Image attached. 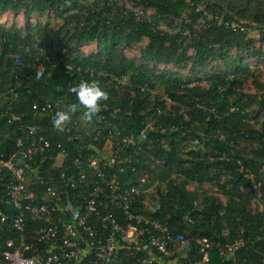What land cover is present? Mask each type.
I'll return each mask as SVG.
<instances>
[{
    "label": "trees",
    "instance_id": "1",
    "mask_svg": "<svg viewBox=\"0 0 264 264\" xmlns=\"http://www.w3.org/2000/svg\"><path fill=\"white\" fill-rule=\"evenodd\" d=\"M130 1L152 13H137L122 0H0V14L25 10L28 17L53 11L59 20L56 28L48 20L44 24L27 20L22 28L0 24V158L13 152L25 126L60 142L73 157L88 155L87 146L100 144L109 129L135 135L154 121L145 129L143 151L136 150L134 160L141 162L133 164L137 173L126 172L133 179L146 172L148 185L153 184L151 192L138 196L136 210L166 222L175 242L190 239L180 264H198L200 255L191 239L203 236L212 242L208 264H264V92L257 96L243 91V83L253 78L245 59L264 57V49L255 47L252 38L258 36L264 44V0L254 5L226 0ZM206 14L212 17L207 19ZM233 18L246 29L218 24V19ZM162 22L176 30L161 29ZM143 40L139 59L124 55L123 45ZM91 42L96 50L86 55L82 47ZM54 46L56 60L48 58ZM214 61L221 67L205 74L206 87L199 75L159 69V65L184 68L188 62L196 73ZM67 64L83 71L69 70ZM124 77V84L118 82ZM157 84L162 95L154 93ZM43 102L51 103L50 111L32 108ZM69 109L73 119L82 117L85 123L70 132L60 131L58 118ZM12 113L19 115L20 125L7 122ZM97 130L99 141L94 140ZM190 139L196 144H189ZM53 155L35 156L44 179L49 170L56 173L50 165ZM172 173L182 179L176 182ZM193 182L214 183L226 196L225 203L189 190L187 185ZM252 196L262 204L258 211L250 208ZM9 235L0 234V242ZM234 238H242L244 245L232 255H220L218 247Z\"/></svg>",
    "mask_w": 264,
    "mask_h": 264
},
{
    "label": "built area",
    "instance_id": "2",
    "mask_svg": "<svg viewBox=\"0 0 264 264\" xmlns=\"http://www.w3.org/2000/svg\"><path fill=\"white\" fill-rule=\"evenodd\" d=\"M211 17L206 14L207 19ZM218 24L246 29L238 18L218 19ZM48 55L56 60L50 51ZM66 67L71 70L75 66ZM75 69L83 71L80 66ZM118 82L124 84L126 78ZM79 98L85 104L86 99ZM51 107L50 102L32 105L39 112ZM10 108L8 104L4 112ZM15 120L20 125L16 113L7 118L8 123ZM79 123L69 109L66 116H59L57 128L70 132ZM145 129L135 135L109 129L100 144L87 146L88 155L70 157L60 142L53 143L37 128H21L13 152L0 158V234H10L0 242V264H167V257L180 264L186 256L182 249L190 239L175 242L166 222L136 210L138 196L151 192L153 184L148 185L146 172L136 179L126 174L137 173L133 164L141 162L134 157L136 150L143 151ZM99 133L97 130L95 141H99ZM191 143L195 145L196 140ZM45 153L54 154L50 165L56 169L55 175L49 170L46 179L35 159ZM143 204L147 207L146 200ZM171 241L174 245H169ZM191 241L200 255L198 264H208L212 242L205 236ZM243 245L242 238H234L218 247L219 254L232 255Z\"/></svg>",
    "mask_w": 264,
    "mask_h": 264
},
{
    "label": "rangeland",
    "instance_id": "3",
    "mask_svg": "<svg viewBox=\"0 0 264 264\" xmlns=\"http://www.w3.org/2000/svg\"><path fill=\"white\" fill-rule=\"evenodd\" d=\"M227 2L229 1H233L236 3H245L248 2L250 5H254L256 3V0H226ZM122 2L124 3V5L128 8H133L137 13H141L142 11L145 12L146 14H151L152 10L151 9H146V10H142L141 6H134V4L130 1V0H122ZM202 7V6H201ZM29 21L31 23H34L35 21H38L40 24H44L47 20L49 21V26L52 28H56L59 24V20L58 18H56V16L54 15L53 11H50L48 13H45L41 16H38L36 13H30L29 16H26L25 10H20L17 13H14L11 10L5 11L3 13L0 14V24L4 25L5 27H9L11 25H14L16 27H24L26 21ZM112 22V18H108L107 19V23H111ZM161 29H166V30H173L175 31V28L169 27L167 22H162ZM253 39H255L254 42V46L255 47H261V49H264V44H261L257 38L258 36H254L252 37ZM146 44V40H143L142 42L139 43H134V44H130V45H123L121 48L123 50L124 55L131 59V60H136L139 59L140 54L142 49L144 48ZM58 47L54 46L50 49V52L53 56H55L57 53ZM82 50L84 51V53L86 55L91 54L93 52H95L96 50V43L95 42H91L85 46L82 47ZM187 52H192V50L189 48L187 49ZM247 64L250 66V69L253 72V78H249L247 79L244 83H243V91L248 92V93H252V94H256L257 96H260L261 93L264 92V57L260 58L259 56H250L247 57L246 59ZM191 63H186L184 68H177L175 65H159V69H169L172 72L178 73V74H182V75H199L202 78V85H204V87L207 86V82H205L206 78H205V74L208 73L210 71V68H216V67H221V63L220 62H210L209 63V68H207L204 71L201 72H193L191 71ZM224 67V66H223ZM154 93H156L157 95H162V87H160L159 84H157L156 88L154 89ZM171 104L170 101H168V106ZM167 106V108H169ZM81 119V120H80ZM79 120V126L80 125H84L85 120L81 117L78 118ZM250 123L255 124L254 120H250ZM258 126V124H257ZM192 139L188 140V143L190 144V142ZM244 144H246L247 146H249V143L245 142ZM172 177L173 179H175L176 182H179L182 177L177 174V173H172ZM261 180L264 181V167L262 169L261 172ZM252 187L255 191H258V185L252 181ZM187 188L189 190H194L197 191L200 195L202 194H208V195H213L215 197H217L220 201H222L223 203H225L226 201V196L224 195V193L216 187V185L214 183H204L200 186H198L196 183H189L187 185ZM226 188H229L228 186ZM257 195L259 196L260 193L257 192ZM262 207V204L259 200V198L257 196H252L251 200H250V208L252 211H258L260 210ZM176 259L170 258L167 260V264H175Z\"/></svg>",
    "mask_w": 264,
    "mask_h": 264
}]
</instances>
